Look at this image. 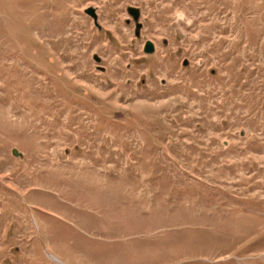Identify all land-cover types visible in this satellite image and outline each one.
<instances>
[{"label": "rangeland", "instance_id": "1", "mask_svg": "<svg viewBox=\"0 0 264 264\" xmlns=\"http://www.w3.org/2000/svg\"><path fill=\"white\" fill-rule=\"evenodd\" d=\"M0 264H264V0H0Z\"/></svg>", "mask_w": 264, "mask_h": 264}, {"label": "water", "instance_id": "2", "mask_svg": "<svg viewBox=\"0 0 264 264\" xmlns=\"http://www.w3.org/2000/svg\"><path fill=\"white\" fill-rule=\"evenodd\" d=\"M85 13H87L89 16H91L93 18L94 24L97 26V13H96V9L92 6L87 7L84 10ZM126 12L129 14V16L133 19V21L135 22V26H134V34L136 36L139 35L140 33V29L142 27L141 22L138 21L139 16H140V12H139V8L135 7V6H128L126 8ZM155 51V46L154 43L151 40H146L144 43V47H143V52L145 54H152ZM183 65H187V61L185 60L183 62Z\"/></svg>", "mask_w": 264, "mask_h": 264}, {"label": "flooded vegetation", "instance_id": "3", "mask_svg": "<svg viewBox=\"0 0 264 264\" xmlns=\"http://www.w3.org/2000/svg\"><path fill=\"white\" fill-rule=\"evenodd\" d=\"M91 17V16H90ZM93 19V18H92Z\"/></svg>", "mask_w": 264, "mask_h": 264}]
</instances>
